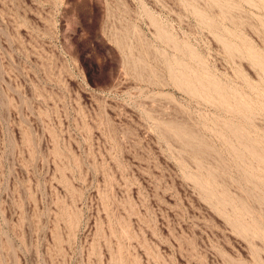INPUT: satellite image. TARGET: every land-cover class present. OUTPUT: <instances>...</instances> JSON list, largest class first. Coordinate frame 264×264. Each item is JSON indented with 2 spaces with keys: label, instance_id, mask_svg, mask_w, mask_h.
Instances as JSON below:
<instances>
[{
  "label": "rangeland",
  "instance_id": "obj_1",
  "mask_svg": "<svg viewBox=\"0 0 264 264\" xmlns=\"http://www.w3.org/2000/svg\"><path fill=\"white\" fill-rule=\"evenodd\" d=\"M0 264H264V0H0Z\"/></svg>",
  "mask_w": 264,
  "mask_h": 264
},
{
  "label": "bare ground",
  "instance_id": "obj_2",
  "mask_svg": "<svg viewBox=\"0 0 264 264\" xmlns=\"http://www.w3.org/2000/svg\"><path fill=\"white\" fill-rule=\"evenodd\" d=\"M215 2H216V0H214ZM251 1V0H250ZM219 2V1H218ZM219 5H223V4H219ZM224 6V5H223ZM227 7V6H226ZM222 8V7H221ZM232 8V7H231ZM226 12V11H225ZM228 12H230V11H228ZM226 14V13H225ZM205 17V16H204ZM200 18H202V17H200ZM206 18V17H205ZM208 22V21H207ZM141 57V56H140ZM258 60V59H257ZM256 63H258V62H256ZM218 90V89H217ZM181 129V128H180ZM187 130V129H186ZM197 149V148H196Z\"/></svg>",
  "mask_w": 264,
  "mask_h": 264
}]
</instances>
